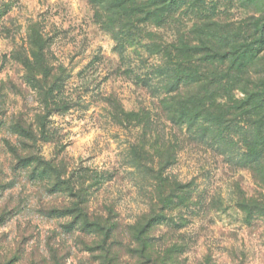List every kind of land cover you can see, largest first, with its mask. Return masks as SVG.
I'll return each mask as SVG.
<instances>
[{"label":"rangeland","instance_id":"rangeland-1","mask_svg":"<svg viewBox=\"0 0 264 264\" xmlns=\"http://www.w3.org/2000/svg\"><path fill=\"white\" fill-rule=\"evenodd\" d=\"M180 1L158 28L138 22L152 0H0V264H146L135 231L179 185L187 199L147 233L180 247L168 264H264V213L237 207L264 200L241 133L220 144L205 118L180 120L149 50L194 39L199 0ZM200 1L243 28L264 13V0ZM56 166L97 177L86 208L115 226L106 243L58 214L71 200Z\"/></svg>","mask_w":264,"mask_h":264},{"label":"trees","instance_id":"trees-1","mask_svg":"<svg viewBox=\"0 0 264 264\" xmlns=\"http://www.w3.org/2000/svg\"><path fill=\"white\" fill-rule=\"evenodd\" d=\"M152 1V5L141 9L142 15L138 22L158 28L168 24L167 20L174 16L181 2ZM199 3L200 7L194 3L196 14L191 5L187 8L196 15L194 28L190 29L193 40L188 37L187 41L180 39L178 44L164 43V49L156 43H150L149 50L152 54L162 52L164 75L172 80L170 90L178 91L177 97L182 108L180 120L205 118L207 127L220 144L238 130L256 182L264 189V13L258 17L251 16L250 22H244L243 28L220 19L213 13L211 6L205 7L203 1L199 0ZM124 17L127 19L123 21L122 17L119 18L120 29L125 35H132L129 16L125 14ZM235 92H239L241 97H237ZM61 169L60 166L53 167L52 188L71 200V207L58 214L72 217V225H77L82 232L99 235L106 243L113 235L115 226H108L107 220L101 217L91 216L86 208L88 197L97 184V177L91 178L87 176V171H80L65 179L62 176L65 168L63 172ZM163 180L158 177L159 182ZM186 188L180 185L168 188V200L159 213H152L141 229L135 231V254L138 252V257H144L146 264H168L173 261V253L180 250L177 244H173L161 251L155 243L156 239L147 233L159 222L170 220L167 212L173 210L174 201L183 203L187 199ZM237 207L247 215L250 210L264 213V200L256 202L243 199ZM113 264L122 263L115 259Z\"/></svg>","mask_w":264,"mask_h":264}]
</instances>
